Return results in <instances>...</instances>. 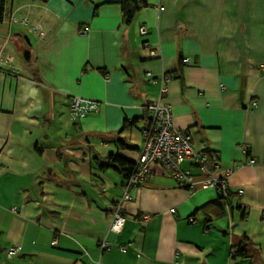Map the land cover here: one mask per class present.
<instances>
[{"label":"crops","instance_id":"obj_1","mask_svg":"<svg viewBox=\"0 0 264 264\" xmlns=\"http://www.w3.org/2000/svg\"><path fill=\"white\" fill-rule=\"evenodd\" d=\"M119 2L6 0L0 264H264V0H146L129 23ZM163 75L173 126L232 171L229 203L196 165L190 190L155 162L109 231L123 177L98 162H136ZM72 97L98 112L72 120Z\"/></svg>","mask_w":264,"mask_h":264},{"label":"built area","instance_id":"obj_2","mask_svg":"<svg viewBox=\"0 0 264 264\" xmlns=\"http://www.w3.org/2000/svg\"><path fill=\"white\" fill-rule=\"evenodd\" d=\"M3 19L7 14L6 5L3 7ZM12 18V19H11ZM10 19L16 23L17 19L10 16ZM1 22V24H2ZM0 24V25H1ZM84 34L85 31H82ZM140 35L144 36L147 34V30L144 26L139 27ZM144 46H148L144 43ZM149 55L151 57L156 56V51L150 49ZM187 61V59H185ZM9 60L5 56V52L0 50V69L2 66L9 64ZM15 73V70L11 71ZM150 76V73H147ZM167 77L162 76L160 78V92L157 99L147 104L149 111V118L145 128L142 130V144L139 150V156L135 164V172L129 179L123 180L122 183V195L119 201L116 202L109 222V231L119 232L124 225L125 217L121 211V204L124 201L131 200L130 188L137 186L141 183L144 176L149 173L150 166L158 162L171 174L177 182L190 190H194L193 180L194 176L186 170L181 169L182 162L188 161L191 164L196 165L201 172L208 174L207 179L202 180L203 187L217 188L220 194L226 197L227 194V177L232 173L231 170H224L223 175L220 178L214 177L210 174V164L206 155L196 152L192 146L191 135L181 129H177L172 124V108L170 104L163 103L161 101V95L165 92L164 83H166ZM256 105L255 102L252 103ZM99 105L90 100H85L78 97H72L69 102V114L72 120H80L85 116L98 112ZM251 161L250 163H253ZM214 169H219L218 166L214 165ZM242 191L239 190V193ZM171 212L174 210L171 209ZM108 247V244L103 240L100 244V249L103 251ZM123 250V248H120ZM16 248H10L6 254L7 257H11L16 253Z\"/></svg>","mask_w":264,"mask_h":264},{"label":"trees","instance_id":"obj_3","mask_svg":"<svg viewBox=\"0 0 264 264\" xmlns=\"http://www.w3.org/2000/svg\"><path fill=\"white\" fill-rule=\"evenodd\" d=\"M121 6V10L123 13V18L126 23H129L135 13L146 6V0H120L119 2ZM6 5V0H0V24L3 19V12ZM210 156V157H209ZM208 158V162L211 163L213 155L210 154ZM99 163V168H111L117 171L123 177V180L129 179L131 175L135 172V164L117 154L109 153L104 158H102L101 162ZM194 176V175H193ZM229 192H227L226 197L222 194L218 195L216 200V205L220 208L228 205L229 203ZM228 202V203H227ZM236 252L235 254H241L245 252V244L243 241H239L236 244Z\"/></svg>","mask_w":264,"mask_h":264},{"label":"rangeland","instance_id":"obj_4","mask_svg":"<svg viewBox=\"0 0 264 264\" xmlns=\"http://www.w3.org/2000/svg\"><path fill=\"white\" fill-rule=\"evenodd\" d=\"M8 44H13V42H12V41H10V42L8 41ZM26 51H27V50H26ZM18 54H19L20 58L25 59V57H24L22 51H21L20 53H18Z\"/></svg>","mask_w":264,"mask_h":264},{"label":"water","instance_id":"obj_5","mask_svg":"<svg viewBox=\"0 0 264 264\" xmlns=\"http://www.w3.org/2000/svg\"><path fill=\"white\" fill-rule=\"evenodd\" d=\"M27 42H28V41H27ZM28 44H29V43H28ZM24 57H25L26 59L29 58V51L24 52Z\"/></svg>","mask_w":264,"mask_h":264}]
</instances>
